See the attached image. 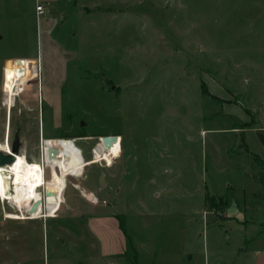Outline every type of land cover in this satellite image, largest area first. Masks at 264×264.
Instances as JSON below:
<instances>
[{"label": "rangeland", "instance_id": "374dc122", "mask_svg": "<svg viewBox=\"0 0 264 264\" xmlns=\"http://www.w3.org/2000/svg\"><path fill=\"white\" fill-rule=\"evenodd\" d=\"M37 1L46 9L40 15L36 0H0V144L7 140L11 150L19 141L17 154L37 162L43 131L44 156L52 151L43 182L55 206L35 216H60L7 218L16 211L3 192L0 258L4 250L12 264H78V256L101 264L71 238L75 226L64 213L71 197L86 201L81 188L95 192L104 173L111 180L102 195L129 211L122 224L139 264H213L215 254L232 264L234 248L250 236L228 232V212L238 213L240 203L264 206V0H121L100 15L82 6L108 0ZM45 33L73 54L62 89L66 110L56 123L45 104L36 110L38 93L40 102L50 98ZM36 54L43 57L39 89L37 78L28 80L9 114L5 97L35 74V64L8 60L3 82L2 57ZM104 132L123 140L115 135L92 157ZM59 137H78L80 150ZM24 210L17 212L27 219ZM242 213L264 224L263 216Z\"/></svg>", "mask_w": 264, "mask_h": 264}, {"label": "crops", "instance_id": "0c3cea01", "mask_svg": "<svg viewBox=\"0 0 264 264\" xmlns=\"http://www.w3.org/2000/svg\"><path fill=\"white\" fill-rule=\"evenodd\" d=\"M36 2H38L36 6L40 3L42 4V12L44 10L46 11L45 5L42 3V1L36 0ZM117 2L119 4L122 3L121 0H108V2L106 3L105 2H100V3L99 2L98 3L89 2V4H84V6H82L83 7L82 9L85 8L84 9L85 13L93 12V13H98L100 15L101 13H106L108 11L113 12L114 10H116ZM36 6H35V15L36 14L40 15L36 11ZM52 25H53L52 20H48V19L44 20V27L47 30L51 28ZM42 45L44 46V50L48 53V56L44 58V61H45L46 69L48 70L45 80L46 79L48 80V91H49L50 98L46 100V103H44V101L41 100V106L45 104L46 106L45 110L46 112H48L46 113L48 119L56 123V122H59L58 120L62 118L61 112L63 110L64 111L66 110L65 106L62 104L63 103L62 89L66 83V77H67L66 76V65L69 59L72 58L73 54L67 51L64 48V46H62L60 43H58L57 41L55 42L54 39L51 37L50 33H45ZM16 58L23 59V60L24 59L30 60L31 62H34L35 74L28 73L26 76L22 78H27V76H33V77H36L40 82V79L38 77L39 76L38 72H39L40 66L42 70L43 57L39 59L38 54H36V56L34 55H12L10 57L3 56L2 57V63H3L2 76L4 75L5 67H6L5 64L7 63V61L16 59ZM23 60L21 61L22 62L21 65L23 64ZM57 65L59 66L57 67ZM41 89H42V85H41ZM37 105H38V102H37ZM104 134L121 136L120 134L119 135L109 134L105 132L103 133V135ZM42 137H45L43 136V131H42ZM50 137L52 138L53 135ZM122 140H123V137L121 136V141ZM38 161H39V157H38L37 162ZM33 162H36V161H33ZM104 180H105L104 186H108L109 184L108 181H110L111 179L106 177V174H104ZM101 187L102 186L98 185V188L95 192L92 190L91 191L84 190L83 188L80 187L81 188L80 194L82 195L83 193L85 195V196L83 195V197L85 198L86 201L80 200L75 197H71V199H69L67 203L65 204V207L67 209L65 210L66 213H64L65 217L72 221L73 224L71 223V225L75 226L74 231L72 232L71 238L76 242L77 241L81 242L84 245V247L85 246L88 247V249L86 250V255H88V258L92 259V261H93V258H96L100 260L98 263H101V264L102 263L103 264H128V262L129 264H132V263L139 264L138 254L136 250L137 245L129 237V234L127 233V230L125 229V225L122 224V219H123L122 216L123 215L126 216L127 215L126 212H129V211L126 210V211L121 212V209H119L118 207L119 202L116 200L117 197H112L111 200L108 199L109 197L105 199L104 195H102L103 188ZM46 190L47 189L45 188L44 192ZM86 191H89L90 194H94L95 199L94 200H92V198L90 199L87 196L88 192ZM243 202H244V199H243ZM99 205H101V207L104 205L105 210L98 212L97 209ZM256 205H257L256 208H252L250 210L248 209L247 205L240 203V205H236L238 209L236 211H238V213L237 212L234 213L233 211H229V212L227 211L228 214L231 216V218L227 219V221H229L228 222L229 223L228 232L229 233L241 232L242 235L245 234L246 232L248 233L247 236H250V237L244 236L243 246L234 248L233 254H232L233 256H231V260L233 259L232 264H264V224L261 225L260 219L257 225L253 223V221H251L250 219H247V220H245L244 218L240 219V216L241 217L243 216L242 212H244L245 209H247V212L249 211V215L252 217H255V216L264 217V206H260L259 201ZM75 207H84L85 211L80 212V213L78 212L71 213L70 210ZM260 208H261V214H260ZM253 210H255L256 213H254ZM204 211L205 210L203 209V212ZM239 213L241 214L239 215ZM58 216L60 215L59 214L58 215L56 214V216L46 215L43 217H36L32 219L30 218L17 219L15 221H20L22 223L32 222L34 220H39V219L44 221V220H47L48 218L55 219ZM221 228H223V226H221ZM72 229H73V226H72ZM84 229H86V233H82ZM252 229H255V231H253ZM78 230H81V233H78L77 232ZM225 231L226 233H228L227 230ZM75 232H77V234ZM232 237H234V235ZM227 238L230 239L231 237L229 236ZM26 256H23L24 260L30 259L29 257H26ZM10 260L11 259L7 258V255L6 253H4V250H3V254L0 258V264H12V261ZM214 260L215 261L213 262V264H220L218 262L217 254H215ZM205 261L206 260L204 259V263ZM77 262L78 264L85 263V261L83 262L80 256L77 257ZM185 262L187 261L185 260Z\"/></svg>", "mask_w": 264, "mask_h": 264}, {"label": "bare ground", "instance_id": "6f19581e", "mask_svg": "<svg viewBox=\"0 0 264 264\" xmlns=\"http://www.w3.org/2000/svg\"><path fill=\"white\" fill-rule=\"evenodd\" d=\"M34 78L36 77L27 76V78L19 79L12 93L5 97L4 104L11 108L15 96L19 95L21 91L25 89V86L28 85V80H33ZM0 150H5L8 153H11L9 151V148H7V146L5 145L3 146L0 144ZM14 158L15 159L11 164L4 167L0 166V197L3 198L2 194L3 192H6V194L8 195L7 197L10 198V202L12 201L11 203L14 205L16 213H7L5 214V216L10 219L17 220L23 218V216L20 214L23 213L21 212L22 209H26L24 210L26 216L27 210L31 205L32 200H37L40 203L42 202V197L38 190L40 186L44 184V182L42 178V167H40L37 162H26V157L18 154H16ZM45 169L47 170L48 166H46ZM7 180H9L10 183H7ZM47 199L48 196H46L45 203H43V205L39 204L40 207H38L37 211L31 213V217H26L32 219L36 217L35 215L38 216L43 213V207L45 209L54 207L55 202L48 201ZM17 211H19L20 213H18Z\"/></svg>", "mask_w": 264, "mask_h": 264}, {"label": "water", "instance_id": "95a60500", "mask_svg": "<svg viewBox=\"0 0 264 264\" xmlns=\"http://www.w3.org/2000/svg\"><path fill=\"white\" fill-rule=\"evenodd\" d=\"M115 137V135H108V134H105L104 136L101 137V141L105 146H109L110 143L113 141V138ZM18 149H19V141H14V143H12L11 145V150L10 152L11 153H3L0 151V166H4V165H9L11 164L13 161H14V157L18 152ZM46 151H48V155L47 156H51L52 154V151H51V147H48L46 149ZM98 180H100V185H104L105 183V180H104V174L101 173L99 176H98ZM44 195L45 196H49L51 195L50 191L47 189L45 192H44ZM39 204L40 202L37 201V200H34L31 204V207L29 209V212L30 214L37 211L38 207H39Z\"/></svg>", "mask_w": 264, "mask_h": 264}, {"label": "built area", "instance_id": "2783aa9c", "mask_svg": "<svg viewBox=\"0 0 264 264\" xmlns=\"http://www.w3.org/2000/svg\"><path fill=\"white\" fill-rule=\"evenodd\" d=\"M36 11H37V13L38 14H41V11H42V4L40 3V4H38L37 6H36ZM19 58H16V60H18ZM23 59H20V61H22ZM24 61H26V60H24ZM42 139V138H41ZM46 139H44V141H45ZM57 141H59L60 139H56ZM72 145H73V140L72 141H70V140H68ZM6 143V146H7V148H8V145H7V141L5 142ZM97 146H100L101 148H105V147H108V146H105L104 147V145H103V143H102V141H101V137H99L98 138V141H97V143L91 148V156L93 157L95 154H96V152H95V147H97ZM110 146V145H109ZM78 150H80L79 148H78ZM1 152H3V153H8L7 151H5V150H0ZM46 158H47V155H43L42 153H40V155H39V161L37 162V164H40L41 165V167H43V172H42V178L43 177H45L46 176V173H47V171H48V169L46 170L45 169V167H44V161L46 160ZM26 161V160H25ZM28 161V160H27ZM28 162H30V161H28ZM99 163V162H98ZM72 176V175H71ZM44 189H45V186H44V184H42L41 186H40V188H39V190H38V192L41 194V197H42V202L40 203L41 205H43V203H45V201H46V197L44 196ZM1 198V197H0ZM2 200H3V198H1ZM8 199H6V201H7ZM33 202V201H32ZM32 202H31V204H32ZM30 207H31V205L29 206V208H28V210H27V213H26V216L27 217H31V214H30V212H29V209H30ZM40 207V206H39Z\"/></svg>", "mask_w": 264, "mask_h": 264}, {"label": "flooded vegetation", "instance_id": "af4514ba", "mask_svg": "<svg viewBox=\"0 0 264 264\" xmlns=\"http://www.w3.org/2000/svg\"><path fill=\"white\" fill-rule=\"evenodd\" d=\"M4 75L2 76V81L4 82ZM37 81V82H36ZM36 81H35V84L37 85V89H39V80L38 79H36ZM2 88H3V85L1 86V90H2ZM13 91V90H12ZM12 91H9V94L8 95H10L11 93H12ZM36 102H38V105H36V110L38 111H40L41 110V102H40V94L38 93L37 95H36ZM37 104V103H36ZM39 104H40V106H39ZM3 105H5L4 104V102H3ZM3 108H5V107H3ZM31 109V108H30ZM32 109H34V108H32ZM6 110L8 111V113L10 114V111H11V108L8 106L7 108H5L4 109V111L6 112ZM8 124H9V126H10V123L9 122H7ZM6 138H7V136H6ZM42 138V139H41ZM76 138H78V137H74V138H72V139H67V138H63V137H59V138H57V139H66L67 141L68 140H70V141H72L73 140V145H75L77 148H78V146L75 144V141H76ZM8 139V138H7ZM44 139H45V137H42V133H40V146H39V155H40V153H42L43 155H44V152H43V143H44ZM7 141V140H6ZM19 147H20V143H19ZM10 151V150H9ZM26 160V159H25ZM26 162H27V160H26ZM4 166H6V165H4ZM3 166V167H4ZM1 177V176H0ZM8 190H10V189H8ZM4 195H7L6 194V192H4ZM8 196V195H7ZM7 199L10 201V198H8L7 197ZM33 201V200H32ZM31 201V202H32ZM12 202V201H11Z\"/></svg>", "mask_w": 264, "mask_h": 264}, {"label": "trees", "instance_id": "16d2710c", "mask_svg": "<svg viewBox=\"0 0 264 264\" xmlns=\"http://www.w3.org/2000/svg\"><path fill=\"white\" fill-rule=\"evenodd\" d=\"M202 91V94H206L205 90H201Z\"/></svg>", "mask_w": 264, "mask_h": 264}]
</instances>
